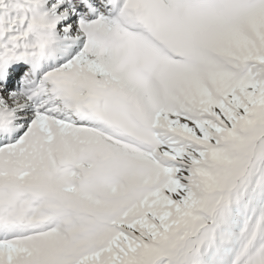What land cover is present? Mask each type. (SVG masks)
<instances>
[{"label": "snow or ice", "instance_id": "1", "mask_svg": "<svg viewBox=\"0 0 264 264\" xmlns=\"http://www.w3.org/2000/svg\"><path fill=\"white\" fill-rule=\"evenodd\" d=\"M0 264H264V0H0Z\"/></svg>", "mask_w": 264, "mask_h": 264}]
</instances>
